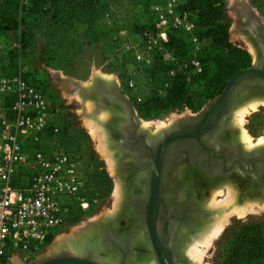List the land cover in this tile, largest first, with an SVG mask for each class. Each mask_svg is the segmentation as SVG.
I'll use <instances>...</instances> for the list:
<instances>
[{
	"label": "rangeland",
	"instance_id": "1",
	"mask_svg": "<svg viewBox=\"0 0 264 264\" xmlns=\"http://www.w3.org/2000/svg\"><path fill=\"white\" fill-rule=\"evenodd\" d=\"M155 1L163 3L166 0H57V3L52 1L41 3L39 7H36L35 0L29 3H25L24 0H14L12 10L18 22L17 28L9 34L0 26V64L4 58L15 54V66L23 69L27 78L42 84L53 101V122L60 127L61 138L49 135L47 141L52 144L60 140L68 151L81 155L83 159L97 161L112 182L111 190L107 195L90 204L87 210H83L78 222H65L54 234L52 242L35 258L49 253L59 240L62 242L69 239L71 234L73 235L90 219L115 212L119 202L116 170L111 164L113 157L109 158L104 152L106 147L104 128L92 115H86V112L93 113L94 102L88 100L84 103L79 91L71 92L67 85L60 81V76L70 77L85 84L93 82L95 77L104 78L106 81H117L123 93L134 102L143 124L146 123L151 130L169 127L180 117L197 113L207 103L199 110L188 106L165 112L141 110L142 104L154 92L159 81L153 79V68H151L153 64L137 66L136 52L151 47L152 53L158 59L170 62L175 67L181 64L175 55L172 54L174 59L168 57L162 39H160L162 44L151 46L145 38L134 32L135 26L155 21V13L152 9ZM238 1H245L253 7L264 23V0H225L226 20L230 24V41L247 50L253 62L256 55L252 53H255V50L237 29L235 4ZM3 2L4 0H0V18ZM24 30L26 34L23 37ZM207 45V41L203 39L201 48L203 46L206 48ZM160 90L162 93L163 88ZM236 119L235 112L229 124L239 130L238 139L242 140L244 131H247L255 142L264 135V104H260L257 110L247 114L242 125L238 124ZM90 121L96 124L97 135L92 134L88 125ZM229 191L236 193L237 196L240 195L236 183H226L209 192L208 203L210 201L211 205L212 200L224 199ZM237 196L235 205L238 208L249 202H255L256 212H249L242 217L232 214L209 246L200 244L205 254H203V264H223V242L239 233L244 224L256 222L261 224L264 230V198L248 196L245 202L239 205L236 201ZM198 235H192L187 241V251L197 243H194V239ZM14 264H22V261L16 259ZM193 264H196L194 260Z\"/></svg>",
	"mask_w": 264,
	"mask_h": 264
},
{
	"label": "flooded vegetation",
	"instance_id": "2",
	"mask_svg": "<svg viewBox=\"0 0 264 264\" xmlns=\"http://www.w3.org/2000/svg\"><path fill=\"white\" fill-rule=\"evenodd\" d=\"M244 17L240 18L242 27L238 23L237 29L245 36L244 40L255 48V53L251 52L256 55L255 58L264 60V26H257L254 20ZM248 25L255 33L249 31ZM96 89L97 93H106L105 89L108 88L96 86ZM129 99L135 108L134 102L130 97ZM93 102L92 114H95L93 118L102 122L106 134L105 144L115 161L116 176L121 182L119 197L121 203L119 208L117 205L115 212L103 214L89 221L106 217L100 219L101 222L92 227L86 222L69 238H77L79 235L80 238L83 237L80 244L85 250L90 247L95 249L96 258L93 259L96 263L193 264L187 251V241L192 235L200 234L211 220L206 210L216 207L211 206L210 201L208 203L209 192L226 183L234 182L239 187L242 198L248 197L252 191L257 196L261 195L260 178L253 179L251 174L241 176L233 174L229 178L220 174L211 176L200 171L198 161L183 158L180 145L175 144L169 148L167 154H164L162 173L158 182L159 197L167 203V207L162 205L157 209L156 221L150 223L147 203L153 191L155 168L153 155L157 153L163 138L161 132L167 127L149 129L144 126L136 108L135 114L131 113L127 110L125 102L115 103L108 95H105L102 101ZM97 109L101 111L96 112ZM104 110L108 116L102 119L100 116ZM187 150L190 155L194 152L193 146ZM262 182L264 184V173ZM73 245L77 249L80 246L78 243Z\"/></svg>",
	"mask_w": 264,
	"mask_h": 264
},
{
	"label": "built area",
	"instance_id": "3",
	"mask_svg": "<svg viewBox=\"0 0 264 264\" xmlns=\"http://www.w3.org/2000/svg\"><path fill=\"white\" fill-rule=\"evenodd\" d=\"M187 1L154 3L158 31L147 30L141 37L152 46L162 44L160 39L167 42L171 28L190 33L195 45L191 63L200 72L198 54L202 48L194 34L196 14L181 9ZM167 55L174 59L171 52ZM135 57L138 67L151 64V47L136 52ZM175 73L173 69L171 74ZM0 99V264H14L16 259L26 263L41 254L66 222L74 202L79 201L83 210L90 207V201L81 195L88 166L60 140L47 141L49 133L57 136L60 132L53 122V101L45 87L27 78L9 57L0 64Z\"/></svg>",
	"mask_w": 264,
	"mask_h": 264
},
{
	"label": "trees",
	"instance_id": "4",
	"mask_svg": "<svg viewBox=\"0 0 264 264\" xmlns=\"http://www.w3.org/2000/svg\"><path fill=\"white\" fill-rule=\"evenodd\" d=\"M49 1L57 3V0H35V5L39 7L41 3ZM12 7L14 0H4L1 4L0 26L9 34L18 26ZM225 8V0H188L181 5L182 10H191L196 14L194 34L201 41L205 39L208 44L206 48L203 46L198 54L202 70L195 71L191 63L195 53L191 34L179 28L169 29V39L163 44L167 51L180 60V63L186 65L182 68L180 65L175 67L153 54L152 76L159 82L154 92L142 104V111L165 112L187 106L199 110L208 100L218 95L235 74L251 66L252 58L249 52L230 41V24L226 20ZM147 30L153 33L158 31L155 21L134 27V32L140 36L145 35ZM22 33L24 37L26 30ZM8 57L15 66V54ZM173 69H176L174 75L171 74ZM60 134L61 129L57 136ZM85 162L88 166L86 187L81 195L93 204L95 200L108 194L112 182L97 161L85 159ZM82 214L83 209L79 201H76L70 207L66 222L76 223ZM54 236L47 241V245L52 242ZM222 254L223 264H264V230L261 224L256 222L244 224L239 233L223 242Z\"/></svg>",
	"mask_w": 264,
	"mask_h": 264
},
{
	"label": "water",
	"instance_id": "5",
	"mask_svg": "<svg viewBox=\"0 0 264 264\" xmlns=\"http://www.w3.org/2000/svg\"><path fill=\"white\" fill-rule=\"evenodd\" d=\"M235 10L239 13L237 15V24L239 23L240 27H242L240 18L242 19L244 16L246 19L254 20L257 26H264L261 17L247 2H236ZM247 27L250 32L255 33V30H252L250 25ZM60 81L62 83L64 82L71 92L78 90L84 103L88 100L102 101L103 97L108 95L115 103L121 104L125 102L127 110L135 114L133 103L123 93L117 81H106L104 78L95 77L93 82L85 84L73 78L63 76H60ZM96 86H102L108 89H105L106 93H97ZM255 98H264V60H258L257 58L253 60L251 66L235 74L224 89L218 95L207 101L200 111L180 117L174 124L161 132L163 138L157 148V153L153 155L155 168L152 197L147 203L149 209L147 216L150 223L156 221L157 209L162 205L165 208L167 207V203L159 197L160 189L158 182L162 173L164 154H167L169 148L175 144L180 145L179 147L181 148L183 158L198 161L201 166L199 167L201 168L200 171L206 172L211 176L220 174L229 178L233 174L235 176L251 174L253 179L260 178V183H262V188L260 187L261 195L257 196L252 191L249 196L264 198V184L262 182V174L264 173V146L249 149L243 140L237 139L239 130L232 128L229 124L234 117L236 109ZM99 111L101 109H97L96 112ZM86 115L95 117V114H89L87 112ZM230 136L232 140L228 139ZM192 146L194 152L190 155L187 148ZM246 198L238 195L236 200L237 204H243ZM225 209L227 210V208H210L206 210V214L213 218L214 215L220 214ZM154 213L156 214L154 215ZM212 218L205 229L211 225ZM100 219L89 222L90 227L101 222ZM82 238L79 235L73 240H63L49 253L32 259L29 264H99L93 259L96 258L95 249L90 247L85 250V247L81 246ZM71 242L78 243L80 245L78 249H71L68 246ZM82 250L90 251V253H84Z\"/></svg>",
	"mask_w": 264,
	"mask_h": 264
},
{
	"label": "bare ground",
	"instance_id": "6",
	"mask_svg": "<svg viewBox=\"0 0 264 264\" xmlns=\"http://www.w3.org/2000/svg\"><path fill=\"white\" fill-rule=\"evenodd\" d=\"M251 47L253 48V50H255V48L251 45ZM82 98V97H81ZM92 101V100H89ZM93 102V101H92ZM260 104H264V98L262 99H252L250 101H248L247 103L239 106L236 109V122L240 125H242L245 121V117L247 114H249L252 110H257ZM94 105V104H93ZM106 110H104L101 114V118L105 119L108 116V113L105 112ZM92 118V117H89ZM100 123H102L101 121H98ZM90 126L91 132L94 135H97L96 131L98 130L96 127L95 123H92L90 121V124H88ZM144 126H147V124L145 123ZM159 127V126H158ZM101 128V127H100ZM99 134V132H98ZM100 137V135H99ZM101 139V137H100ZM242 140L246 143L248 148H255L256 145H261L264 146V135L261 136L257 142L253 141V137L247 132L244 131L243 135H242ZM104 152H106L105 154L111 158L112 155L110 156V152H109V148L106 146L104 147ZM107 157V158H108ZM111 164L112 167L114 169V164L115 161L113 160V158H111ZM117 182H118V196L120 197L121 194V182L120 179L117 177ZM233 191V190H232ZM237 194L234 192L229 191V193L227 194V196L224 197V199L222 200H212L211 202V206L213 207H219V208H227V210L225 209L223 212H221L220 214L214 215L213 216V220L211 222V225L207 228L204 229L199 235L198 237H196V239H194V245H192V247L189 249L188 254L189 256L196 262V264H203L202 260H203V256L204 251L202 249V247H200V244H205L207 246H209L211 244V242L213 241L212 239L214 237H216L224 228V223L228 220V217L231 216L232 214H236L240 217L245 216L246 214H248L249 212H256V206H255V202H249L247 205H244L242 207H237L235 205V198H236ZM121 201H119L118 208L120 206ZM230 208V209H229ZM229 210V211H228ZM221 215V216H220ZM226 224V223H225ZM77 234V233H76ZM195 238V237H194ZM71 240H73L74 238H69ZM70 240V241H71ZM60 244V240L58 241V243L56 245ZM74 243H69L68 246L71 249H77V247H75L73 245ZM204 245V246H205ZM204 254V255H203Z\"/></svg>",
	"mask_w": 264,
	"mask_h": 264
}]
</instances>
